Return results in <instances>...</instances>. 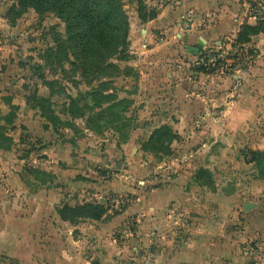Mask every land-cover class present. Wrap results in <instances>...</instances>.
<instances>
[{"label":"rangeland","instance_id":"1","mask_svg":"<svg viewBox=\"0 0 264 264\" xmlns=\"http://www.w3.org/2000/svg\"><path fill=\"white\" fill-rule=\"evenodd\" d=\"M124 4L126 50L111 59L120 69L93 79L51 52L67 37L62 18L0 0V124L9 139L0 140V264H49L48 251L73 239L84 256L105 252L131 264L263 262L256 234L264 231V167L246 153L264 151V33L235 47L236 38L205 43L199 53L153 54L146 66L157 82L149 72L144 84L130 38L139 0ZM248 19H264V0L250 5ZM224 80L236 96L256 99L252 117H209L206 109L221 106L207 99L223 95ZM194 99H203L195 119ZM201 168L214 184L196 180ZM247 203L256 206L246 210ZM86 204L105 212L99 219L61 215Z\"/></svg>","mask_w":264,"mask_h":264},{"label":"crops","instance_id":"2","mask_svg":"<svg viewBox=\"0 0 264 264\" xmlns=\"http://www.w3.org/2000/svg\"><path fill=\"white\" fill-rule=\"evenodd\" d=\"M144 1L147 6L158 9V16L143 23L136 8H133L131 11L132 31L130 38L133 53L139 57L134 62L142 66L143 78L141 82L147 84L149 82L147 79L151 77L149 72H152L154 76L152 82H157L156 77L158 76L153 69L146 66L150 62L149 56L153 54L157 56L159 52L168 53V55H178L180 52L182 54L184 52L187 53L189 52L187 50L188 47L196 46V43L202 38L205 39V43L208 46L214 42L221 47L223 40L235 39L241 26L248 22L250 5L255 0H174L172 3L167 0ZM144 69L148 70V72H144ZM208 76L211 77L207 75V78H209ZM200 79H202L201 76ZM192 84L196 89L205 88L200 85V82L192 81ZM206 86L210 91L213 83L208 82ZM231 87L232 83L229 85L228 81L224 80L219 85V88L223 90V95L220 98L209 95V97L213 98L207 99L209 100L207 106L211 100L216 102L213 104L221 106L220 111L214 112L206 109L209 117L223 114L222 118L232 121L233 119H248L254 115L258 104L256 99L253 96L250 98L242 97L241 92L236 96ZM228 88L231 90L228 91ZM192 102L191 116L195 119L197 115L195 110L200 107L199 104L201 102L203 104V99H194ZM52 226L56 228L54 224ZM13 230H19V225H14ZM256 236L259 237L258 244L261 246L262 255H264V231L257 232ZM81 247V242H77L75 239H73V243L70 240L61 241V245L55 247L59 248L58 252L48 251L49 253L47 254H49L50 261L48 263L95 264L97 262V264H131V261H124V259L119 257H111V255H106L105 252H102V255L99 254L98 257H95L94 253L91 256H84L80 251ZM17 251L14 250L15 253L13 252L17 258L21 259L26 255L23 250V253ZM188 255L193 256L190 252H188ZM163 262L167 263V260L164 259ZM183 262L198 264L199 260L194 257L186 261L183 260ZM261 262L258 261L257 264H264V261Z\"/></svg>","mask_w":264,"mask_h":264},{"label":"trees","instance_id":"3","mask_svg":"<svg viewBox=\"0 0 264 264\" xmlns=\"http://www.w3.org/2000/svg\"><path fill=\"white\" fill-rule=\"evenodd\" d=\"M24 8H33L39 14L52 12L62 18L66 25V39L64 44L55 52H51L57 57L65 54L66 60L73 66L88 69V73L93 79L114 77V71H119L120 66L111 61L118 53L125 52L129 35V18L125 10L124 0H16ZM139 18L144 23L155 19L158 10L147 9L144 1L139 0ZM264 33V19L252 25L244 23L235 39V45H245L252 41L253 37ZM242 48V47H241ZM62 52V53H61ZM70 55L74 60L70 59ZM200 70L207 72L204 65H200ZM105 82V81H103ZM106 85V83H102ZM95 95V92H91ZM108 98V94L104 95ZM10 98H3L4 103L10 104ZM2 99H0V109ZM14 112L11 110L4 115L2 120L7 124L14 123ZM1 120V119H0ZM4 125L0 124V140H9L2 131ZM166 130V128H165ZM164 131V128L157 130V133ZM249 162H256L259 167H264V151L250 149L246 153ZM208 179L207 184H214L212 172L207 168L199 169L195 178L200 182L202 178ZM79 213L80 216L101 218L105 209L97 204L79 205L77 207L66 206L61 210L64 212Z\"/></svg>","mask_w":264,"mask_h":264},{"label":"water","instance_id":"4","mask_svg":"<svg viewBox=\"0 0 264 264\" xmlns=\"http://www.w3.org/2000/svg\"><path fill=\"white\" fill-rule=\"evenodd\" d=\"M204 45H205V39L202 38V39H200V40L198 41V43H197L196 46H190V47H188L187 50H188L189 52H196V53H199L201 50L204 49ZM255 206H256L255 203H247V204L245 205V209H246V210H249V209H251V208H253V207H255Z\"/></svg>","mask_w":264,"mask_h":264},{"label":"built area","instance_id":"5","mask_svg":"<svg viewBox=\"0 0 264 264\" xmlns=\"http://www.w3.org/2000/svg\"><path fill=\"white\" fill-rule=\"evenodd\" d=\"M199 64H200V65H204V66L207 65V63H206V61H205L204 59H202V61H200Z\"/></svg>","mask_w":264,"mask_h":264}]
</instances>
